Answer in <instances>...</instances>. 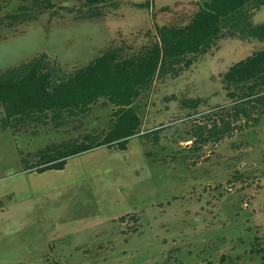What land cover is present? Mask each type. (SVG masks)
<instances>
[{"label": "rangeland", "instance_id": "rangeland-1", "mask_svg": "<svg viewBox=\"0 0 264 264\" xmlns=\"http://www.w3.org/2000/svg\"><path fill=\"white\" fill-rule=\"evenodd\" d=\"M195 1L120 0L91 21L45 15L0 37V70L41 53L70 70L108 47L136 51L154 39V26L184 23ZM263 21L264 7L252 17ZM262 48L223 40L178 77L156 81L141 118L144 129L169 126L159 142L136 136L125 151L101 148L68 159L61 171L27 174L21 158L103 128L110 107L93 106L76 132L50 125L36 137L0 131V264H262L250 250L264 246V120L255 133L206 148L200 158L168 138L188 121L178 100L223 104L219 74Z\"/></svg>", "mask_w": 264, "mask_h": 264}, {"label": "trees", "instance_id": "trees-1", "mask_svg": "<svg viewBox=\"0 0 264 264\" xmlns=\"http://www.w3.org/2000/svg\"><path fill=\"white\" fill-rule=\"evenodd\" d=\"M119 1L0 0V37L45 15L48 22L64 14L74 22L98 20L117 9ZM140 6L148 8L149 2ZM195 6L184 23L154 26V39L136 51L108 47L70 70L41 53L0 70V131L8 130L13 136L36 137L47 125L76 132L96 104L111 110L103 128L49 142L31 161L21 158L24 172L61 171L68 159L101 148L125 151L136 136L159 142V134L169 126L161 123L144 129L141 118V101L156 81L178 77L223 40L264 43V21L252 22L264 0H196ZM219 83L223 104L207 106V98L200 97L178 100V109L187 110L188 121L168 138L188 151L190 158H200L204 149L212 151L226 139L257 131L264 120V48L230 65L219 74ZM200 107L208 109L199 111ZM250 253L262 254L264 263V246L255 244Z\"/></svg>", "mask_w": 264, "mask_h": 264}]
</instances>
